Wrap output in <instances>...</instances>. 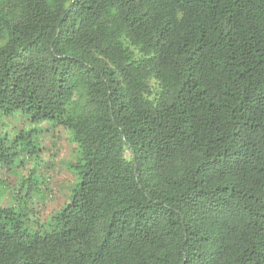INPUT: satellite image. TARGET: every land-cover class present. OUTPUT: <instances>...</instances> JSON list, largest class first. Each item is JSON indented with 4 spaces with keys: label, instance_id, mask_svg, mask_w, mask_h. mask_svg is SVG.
<instances>
[{
    "label": "trees",
    "instance_id": "trees-1",
    "mask_svg": "<svg viewBox=\"0 0 264 264\" xmlns=\"http://www.w3.org/2000/svg\"><path fill=\"white\" fill-rule=\"evenodd\" d=\"M0 264H264V0H0ZM44 124L77 154L31 222Z\"/></svg>",
    "mask_w": 264,
    "mask_h": 264
},
{
    "label": "rangeland",
    "instance_id": "rangeland-1",
    "mask_svg": "<svg viewBox=\"0 0 264 264\" xmlns=\"http://www.w3.org/2000/svg\"><path fill=\"white\" fill-rule=\"evenodd\" d=\"M24 117L14 114L0 115V131L15 134L17 130L29 127ZM39 156L23 158L22 173L33 168L42 180L41 190L34 197V213L29 216L31 222L42 224L49 215L58 211L68 199L70 188L76 181V176L70 169L76 160L77 148L70 141L69 132L60 127L44 124L37 136ZM25 174V173H24ZM17 176L5 171L0 172V195L9 199L17 183Z\"/></svg>",
    "mask_w": 264,
    "mask_h": 264
}]
</instances>
